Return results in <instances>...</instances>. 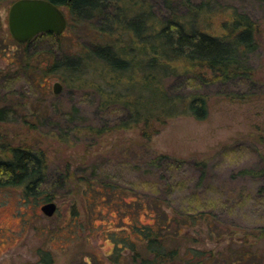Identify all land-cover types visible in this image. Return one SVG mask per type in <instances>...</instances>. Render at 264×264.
Wrapping results in <instances>:
<instances>
[{
    "label": "rangeland",
    "instance_id": "374dc122",
    "mask_svg": "<svg viewBox=\"0 0 264 264\" xmlns=\"http://www.w3.org/2000/svg\"><path fill=\"white\" fill-rule=\"evenodd\" d=\"M15 1L0 3V36L5 39L0 46L6 49L0 56V107L11 112L7 120H0V150L8 151L12 146L45 152L49 181L44 195L54 197L57 212L49 217L41 211L46 203L44 196L27 198L21 188H0V264H43V253L52 255L53 264H129L124 262L125 255L121 263L110 256L117 244H123L122 238L131 235L135 239L133 220L121 221L118 210L105 202L90 206L94 200L90 195L87 199L82 196L80 179L100 181L108 177L107 170L114 176L124 175L127 179L123 182L132 191L128 184L146 178L147 164L154 153L188 161L209 160L207 186L222 187L224 197L232 199L230 203L239 195H250L247 204L231 211L224 208L221 214L241 226L264 225V198L259 200L257 195L264 185L260 173L264 143H258L264 136V5L260 0H219V6H235L259 25L258 51L250 56L253 76L248 81L198 84V89L186 79L176 80L174 91L194 90L208 96L209 114L204 121L187 115L174 117L150 140H143L135 128L108 131L106 128L116 125L124 111L118 110L117 116V112L100 109L99 99L91 89L80 88L76 75L64 68L52 69L63 55L98 43L96 30L100 24H79L65 6L61 9L68 27L60 40L50 37L31 46L30 52L35 51L30 57L32 65L39 69L36 77H17V56L24 50L9 40L8 15ZM135 3L137 9L145 4L161 21H168L174 12L184 15L186 11L183 0H123L119 4L125 8ZM223 21V15H217L213 29L220 32ZM5 76L17 79L7 83L3 81ZM57 82L62 85L60 93L53 91ZM243 170L255 172L243 174ZM186 172L198 178L191 166ZM139 218L143 224L152 221Z\"/></svg>",
    "mask_w": 264,
    "mask_h": 264
},
{
    "label": "trees",
    "instance_id": "16d2710c",
    "mask_svg": "<svg viewBox=\"0 0 264 264\" xmlns=\"http://www.w3.org/2000/svg\"><path fill=\"white\" fill-rule=\"evenodd\" d=\"M49 1L65 6L79 24H100L98 43L63 55L52 69L64 68L76 75L80 88L91 89L99 99L100 109L117 112V116L118 110L124 111L108 131L135 128L143 140H150L174 117L187 115L204 121L209 114L208 96L194 90L174 91L173 84L186 79L198 89V84L216 81H248L254 74L250 56L258 51L259 25L235 6H219V0H183L184 15L174 12L168 21L157 20L145 4L139 9L136 3L121 8L123 0ZM260 2L264 5V0ZM217 15L224 18L220 32L212 25ZM50 37L61 38L41 33L22 44L9 36L13 45L24 50L17 56L18 78L36 77L39 69L32 65L30 57L35 51L30 52L31 46ZM4 42L0 36V45ZM5 52L0 46V56ZM4 79L8 83L17 78ZM10 113L0 107V120H7ZM258 143H264L263 135ZM147 165L146 178L128 184L132 191L125 186L124 175L114 176L107 170L108 177L100 181L80 179L82 196L94 200L90 206L105 202L118 210L121 221L133 220L135 239L131 235L122 238L123 244H117L110 256L113 261L121 263L125 255L124 262L129 264H264V225L241 226L221 214L224 208L231 211L247 204L249 193L239 195L233 204L224 197L222 187L207 186L209 160L188 161L154 153ZM187 166L198 172L197 179L186 172ZM47 173V156L41 149L11 146L8 151L0 150L1 189L17 187L27 198L44 196L46 203L55 202L52 195H44ZM260 173L264 175V166ZM257 191L259 200L264 198V185ZM141 216L152 221L143 224ZM42 255L43 264H53L51 254Z\"/></svg>",
    "mask_w": 264,
    "mask_h": 264
},
{
    "label": "water",
    "instance_id": "95a60500",
    "mask_svg": "<svg viewBox=\"0 0 264 264\" xmlns=\"http://www.w3.org/2000/svg\"><path fill=\"white\" fill-rule=\"evenodd\" d=\"M9 11L8 27L12 38L26 44L41 33H54L58 36L68 27L66 14L60 6L47 0H17ZM62 85L53 86L60 93ZM45 215L51 217L57 212V204L48 202L41 207Z\"/></svg>",
    "mask_w": 264,
    "mask_h": 264
}]
</instances>
